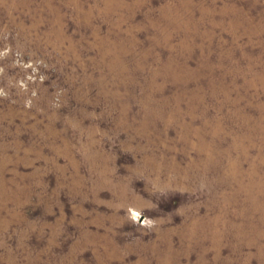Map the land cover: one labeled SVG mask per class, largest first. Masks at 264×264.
I'll list each match as a JSON object with an SVG mask.
<instances>
[{"label": "rangeland", "instance_id": "rangeland-1", "mask_svg": "<svg viewBox=\"0 0 264 264\" xmlns=\"http://www.w3.org/2000/svg\"><path fill=\"white\" fill-rule=\"evenodd\" d=\"M0 264H264V0H0Z\"/></svg>", "mask_w": 264, "mask_h": 264}]
</instances>
